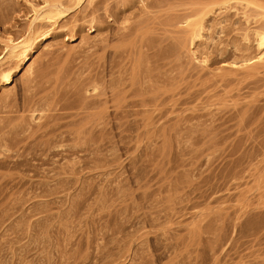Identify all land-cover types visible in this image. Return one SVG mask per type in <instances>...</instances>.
<instances>
[{"label": "rangeland", "instance_id": "374dc122", "mask_svg": "<svg viewBox=\"0 0 264 264\" xmlns=\"http://www.w3.org/2000/svg\"><path fill=\"white\" fill-rule=\"evenodd\" d=\"M241 32L214 33L209 55ZM83 39H48L29 63ZM203 41L164 48L178 56L155 76L152 107L107 104L103 144L68 156L65 140L0 166V264H264V110L246 111L263 88L240 82L233 55L204 62ZM90 50L72 52L75 65L96 67L102 50Z\"/></svg>", "mask_w": 264, "mask_h": 264}, {"label": "bare ground", "instance_id": "6f19581e", "mask_svg": "<svg viewBox=\"0 0 264 264\" xmlns=\"http://www.w3.org/2000/svg\"><path fill=\"white\" fill-rule=\"evenodd\" d=\"M87 27L97 32L92 40L83 34ZM235 30L242 31L240 40L216 46L211 57L212 35ZM79 37L84 39L78 50L55 48L44 53L37 70L30 64L48 39L62 43ZM199 38L204 40V62L233 55L231 63L245 70L240 82L253 90L263 88L246 108L257 116L264 110L253 104L264 101V0H0V89L5 88L0 95V166L13 155L22 158L16 160L19 165L28 156L59 154L55 148L65 140L72 141L68 156L90 141L103 144L107 104L111 102L117 114L129 103L152 107L148 94L157 90L155 76L170 57L178 56L176 50L171 54L164 48L172 39L178 46ZM85 48L86 54L91 48L102 50L96 67L87 64V58L75 65L72 52ZM25 66L22 82L8 89ZM94 131L99 133L96 138Z\"/></svg>", "mask_w": 264, "mask_h": 264}]
</instances>
